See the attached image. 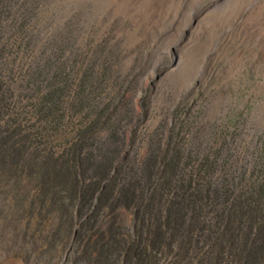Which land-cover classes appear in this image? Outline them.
Returning <instances> with one entry per match:
<instances>
[{
    "label": "rangeland",
    "instance_id": "1",
    "mask_svg": "<svg viewBox=\"0 0 264 264\" xmlns=\"http://www.w3.org/2000/svg\"><path fill=\"white\" fill-rule=\"evenodd\" d=\"M126 1L0 0V264H264V0Z\"/></svg>",
    "mask_w": 264,
    "mask_h": 264
},
{
    "label": "trees",
    "instance_id": "2",
    "mask_svg": "<svg viewBox=\"0 0 264 264\" xmlns=\"http://www.w3.org/2000/svg\"><path fill=\"white\" fill-rule=\"evenodd\" d=\"M251 195L257 196V200L255 199L253 201L255 204L254 208H256V209L254 210V208L252 207L253 208L252 211L256 212V214L262 212V210H263L262 205L263 204H261V202L264 199V183H261L260 185H258V188H256V190L254 189L253 191H251ZM256 214L254 215L255 219H257V217H258ZM171 222H172V224H174V220L172 218H171ZM159 232H161V230ZM161 234H163V233L162 232L159 233V235H161ZM136 252L137 253L140 252V249H136ZM253 253H254L253 249H249L246 253V257L247 258L253 257Z\"/></svg>",
    "mask_w": 264,
    "mask_h": 264
},
{
    "label": "bare ground",
    "instance_id": "3",
    "mask_svg": "<svg viewBox=\"0 0 264 264\" xmlns=\"http://www.w3.org/2000/svg\"><path fill=\"white\" fill-rule=\"evenodd\" d=\"M121 1V0H120ZM131 2H132V0H127L126 1V3H127V5H131ZM110 4H112V3H110ZM109 4V5H110ZM118 5H119V3H118ZM126 5V6H127ZM125 6V5H124ZM127 7V9H119V10H117V8L116 7H114V4H113V7H114V9L116 8V10H113L112 11V13L114 14V16L115 17H117V16H120V15H123L124 16V14L123 13H126L125 11H129V9H130V7ZM112 7V6H111ZM161 7V6H160ZM250 7V6H249ZM262 8V12H263V7H261ZM113 9V8H112ZM148 9V8H147ZM260 9V8H259ZM107 11H110V8H107ZM261 12V13H262ZM264 13V12H263ZM133 14H135V13H133ZM155 15V14H154ZM161 15V14H160ZM261 15V14H260ZM264 15V14H263ZM139 16V15H138ZM151 16V15H150ZM156 16V15H155ZM145 17V16H144ZM148 17V16H147ZM152 17V16H151ZM261 17H263V16H261ZM145 20V19H144ZM152 20V19H151ZM260 20V19H259ZM264 19L263 18H261V22L263 21ZM144 22H146V20L144 21ZM134 23H135V25H136V27H138V29H140V27H142V25H143V20L140 18V17H135V21H134ZM149 23V22H148ZM137 29V28H136ZM135 29V30H136ZM143 30V29H142ZM132 35H133V33H132ZM133 38V37H132ZM131 39V38H130Z\"/></svg>",
    "mask_w": 264,
    "mask_h": 264
}]
</instances>
